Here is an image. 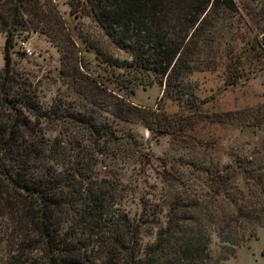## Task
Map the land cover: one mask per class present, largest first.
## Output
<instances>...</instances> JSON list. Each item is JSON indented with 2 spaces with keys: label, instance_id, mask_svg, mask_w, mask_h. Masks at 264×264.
<instances>
[{
  "label": "trees",
  "instance_id": "trees-1",
  "mask_svg": "<svg viewBox=\"0 0 264 264\" xmlns=\"http://www.w3.org/2000/svg\"><path fill=\"white\" fill-rule=\"evenodd\" d=\"M248 1L257 3L254 25L264 33V0ZM69 3L80 4L129 54V62L103 60L111 70L130 73L125 80H111L117 89L125 91L134 78L157 83L162 96L174 99L190 93L183 77L193 70L199 41L207 40L216 13L235 9L233 0ZM22 32L42 33L54 44L59 76L83 101L80 109L61 96L46 109L40 106L32 75L14 68L9 56ZM0 34V264H221L223 253L212 258L208 251L212 236L220 249L231 251L254 236L244 223L264 225L262 174L256 175L260 186L250 200L230 184L225 168L197 165L194 177L203 189L182 172H166L165 162L157 195H140L139 211L129 218L117 208L126 188L121 177L126 170L143 175L147 157L133 137L117 136L101 111L138 122L151 134L177 131L181 122L130 104L81 70L73 59L72 38L50 0H0ZM230 77L231 84L236 76ZM126 91L131 94V87ZM142 229L153 234L143 247Z\"/></svg>",
  "mask_w": 264,
  "mask_h": 264
},
{
  "label": "rangeland",
  "instance_id": "rangeland-1",
  "mask_svg": "<svg viewBox=\"0 0 264 264\" xmlns=\"http://www.w3.org/2000/svg\"><path fill=\"white\" fill-rule=\"evenodd\" d=\"M50 1L55 5L63 31L72 38L73 59L81 70L102 80L113 93L130 104L158 110L174 118L175 122H181L177 131L172 127L170 133L151 134L138 122L120 121L101 111L111 122L116 135L133 137L137 149L147 157L143 175L128 170L123 173L121 185L126 188L119 195L117 208L129 218L136 217L139 196L157 195L158 177L164 162L166 172H182L203 189L202 183L194 177L197 165L207 170L225 168L231 175L230 184L244 199L253 198L252 193L260 186L256 175L262 174L264 180V41L261 40L264 33H259L254 25L257 3L233 0V11L216 13L213 19L216 27L207 30L204 37L207 40L199 41L198 59L193 70L183 77L190 93L182 99H174L162 96L161 86L157 83L146 85L134 78L131 84H126L125 91L117 89L111 80H125L130 73L125 68L111 70L103 60L129 62V54L105 36L80 4L70 6V0ZM2 44L0 34V68ZM9 56L14 68L32 75L43 109L57 96L80 109L83 101L62 83L59 76L57 49L42 33H18ZM231 74L236 79L230 84ZM130 87L131 94L126 91ZM240 202L248 204L245 200ZM244 225L247 232L254 233L253 237L229 251L220 249L218 240L212 236L208 245L211 257H219L222 252L221 264H264V225ZM152 240L153 234L142 229L141 247Z\"/></svg>",
  "mask_w": 264,
  "mask_h": 264
},
{
  "label": "water",
  "instance_id": "water-1",
  "mask_svg": "<svg viewBox=\"0 0 264 264\" xmlns=\"http://www.w3.org/2000/svg\"><path fill=\"white\" fill-rule=\"evenodd\" d=\"M261 40H263V41H264V36H261Z\"/></svg>",
  "mask_w": 264,
  "mask_h": 264
},
{
  "label": "built area",
  "instance_id": "built-area-1",
  "mask_svg": "<svg viewBox=\"0 0 264 264\" xmlns=\"http://www.w3.org/2000/svg\"><path fill=\"white\" fill-rule=\"evenodd\" d=\"M25 51H26V53H28V50L27 49Z\"/></svg>",
  "mask_w": 264,
  "mask_h": 264
}]
</instances>
